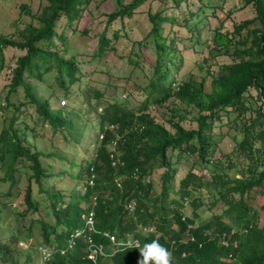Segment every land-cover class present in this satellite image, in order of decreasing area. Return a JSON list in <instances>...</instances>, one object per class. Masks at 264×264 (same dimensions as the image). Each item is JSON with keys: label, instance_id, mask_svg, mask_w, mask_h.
Wrapping results in <instances>:
<instances>
[{"label": "trees", "instance_id": "16d2710c", "mask_svg": "<svg viewBox=\"0 0 264 264\" xmlns=\"http://www.w3.org/2000/svg\"><path fill=\"white\" fill-rule=\"evenodd\" d=\"M90 1L45 0L46 4L40 12L31 17L36 20V26L27 24L19 30V39L16 41L0 36V55L1 49L8 46L24 51L15 60L8 84L9 92H14L17 86L23 84L24 72L33 74L35 71V75L41 76L55 68L59 83L62 75L71 83L77 79L74 61L66 56L65 41L61 33L55 30V25L57 21L63 20V26L73 29L72 23L80 18ZM142 1L132 0L128 5L110 12L105 25L116 17H130ZM172 2L177 4V0ZM247 5L253 9L252 17L234 24L230 32H220L218 28L212 32L213 47L224 49V52L232 36H239L242 31L244 34L229 52L230 62L221 65L212 76L208 91L203 90L201 81L178 82L168 67L171 65L174 72L179 68L175 62L177 35L183 36L186 32L191 35L199 31L196 23H192L190 27L187 25L193 14L182 22H176L173 17L164 15L162 9L147 11L150 23L147 35L152 40L154 58L150 66L151 73L142 88L144 96L133 108L127 109L123 104L113 101L100 109L103 112L99 114L97 136L102 134V137L96 140L94 157L84 167L86 175L79 203V199L73 194L68 195L67 199L57 193L45 194L47 208L54 221L50 224L41 217L36 218L41 241L37 245L49 251L47 260L42 264H91L84 257L79 241L71 250L63 253L58 250L64 247L70 231L82 224L80 215L89 209L92 194L96 196L93 207L95 227L114 234L118 240L129 234L139 242L138 248L116 251L108 260L109 264H137L139 249L153 240H157L171 252V264H264V202L259 206L263 211L260 224L259 212L251 202L255 193L264 195V0H243L242 7ZM163 23L168 24L171 29L176 27L171 36L162 34ZM178 30L183 35L177 33ZM103 32L104 28L98 36V54L104 52L110 41ZM116 36L117 33L113 31L111 37L114 39ZM54 39L60 41V50H56ZM249 89L255 91L263 105L253 110L251 115L245 116L248 108L244 104V93ZM24 91L27 101L34 105L38 120L46 124L52 134L64 126L72 127L64 115L51 112L46 101L40 103L36 100L26 86ZM95 95L100 99L98 92ZM170 98H176L196 109L195 128L183 129L174 122L171 124L173 131L169 132L145 112L148 105L162 104ZM20 105L10 104L6 111L9 113L14 108L18 110ZM221 113L241 133V139L234 150L243 160H247V166L239 170V177H229L226 173V169L234 165L229 155L221 154L217 159L211 158L215 147L212 129L215 121L220 120ZM20 119L23 125L19 133H23L25 123L23 118ZM3 120L5 125L0 130V162L4 161L7 154V160L2 165L7 167L5 175L12 181L15 165L22 160L28 162L27 166L32 171L23 192V208L17 212L19 219H23L27 213L37 210V203L31 199L30 181L33 179L38 183L41 178L46 177L40 158H46L47 154L30 149L29 142H26L23 134L21 136L18 133L15 115L9 120ZM109 124L115 128L108 129ZM115 137L114 149L121 164L111 166L106 145ZM174 152L177 155H194L202 162V167L209 169V174L208 179L204 180L203 174H197L189 168L178 180L176 196L168 198L169 182L174 175L169 157ZM16 158L21 161H16ZM225 161L228 166H225ZM90 166L94 172L91 188L85 184ZM155 168L163 169L160 174V192L149 197L150 183L143 182V176ZM116 179L119 180V186L115 184ZM202 187L208 191H216L210 203L219 201L222 210L219 214H212L210 221L194 227L192 218L183 216L180 209L183 201L190 197L188 189L197 190ZM192 200L193 198L189 201L194 207ZM129 201L134 202L131 212L125 207ZM168 204L176 208L170 216ZM192 216L196 217L195 207L192 208ZM171 224L175 225L174 229ZM143 227H152V231L143 232ZM27 229L25 238L30 233L29 227ZM18 234L19 231L16 230L11 235L18 236V239ZM219 238L222 241L218 243ZM94 241H101L105 250H108L107 239L95 235ZM9 244L10 239L0 243L2 264L5 261L8 264H32L33 250L27 248L25 258L20 262L15 258L16 252L20 250L16 248L12 252ZM33 249L35 255L36 247Z\"/></svg>", "mask_w": 264, "mask_h": 264}, {"label": "rangeland", "instance_id": "374dc122", "mask_svg": "<svg viewBox=\"0 0 264 264\" xmlns=\"http://www.w3.org/2000/svg\"><path fill=\"white\" fill-rule=\"evenodd\" d=\"M131 2L132 0H91L83 9L80 18L72 23L73 29L63 26V20L56 22L55 30L61 33L65 41L66 56L74 61L77 79L72 83L65 75H62L59 83L55 68H51L41 76L35 75V71L33 74L24 72L23 84L17 86L14 92H9L8 84L15 67V60L24 51L10 46L1 49L0 130L5 125L3 118L9 120L12 115H15L17 118L15 125H18L19 133L23 125L20 118H23L25 129L19 135L23 134L31 150L47 154L46 158H40L46 177L41 178L38 183H35L33 179L30 181L31 199L37 203V210L27 213L23 219H19L17 212L23 208V192L32 171L27 166L26 160L21 161L16 158V161L21 163L15 165L11 181L4 172L7 167L2 166L7 160V154L4 161L0 162V243L10 239L11 251L17 248L23 252L15 254V258L20 262L25 258L24 252L31 249L33 250L32 264H42L38 253L34 255L33 249L41 242L36 218L41 217L50 224L54 221L47 208L48 200L45 194L57 193L64 199L73 194L76 199H79L78 203L80 202L86 175L84 167L93 159L98 139L97 124L99 114L103 112L100 109L113 101L129 109L136 107L142 100L144 96L142 88L149 78L150 66L154 58L152 40L147 35L150 27L147 11L154 12L162 9L164 15L173 17L176 22H182L188 19L191 13L193 14L187 25L190 27L192 23H196L199 31L196 30L197 32L191 35L189 32L183 35L179 30L177 31L183 35H177L178 39H175L177 49L175 62L178 63L179 68L174 72L171 65L168 67L172 72L171 75L178 82L201 81L204 91L209 90V82L221 65L230 62L229 52L235 47L234 43L244 34L242 31L241 35L232 36L224 52V49L213 47L211 42L213 30L218 28L220 32H230L234 24L254 14L250 5L242 7L243 0H177L176 5L172 0H143L130 17H116L105 25L110 12ZM45 4V0H0V36L18 40L19 30L27 24L37 25L36 20L31 17L37 15ZM103 28V33L110 41L104 52L98 54L96 53L98 36ZM175 28L173 26L171 29L168 24L163 23L162 34L171 36ZM113 31L117 33L114 39L111 37ZM54 43L56 50H60V41L54 39ZM25 86L40 103L46 101L51 112L64 115L65 120L70 122L72 127L64 126L63 129L56 130L52 134L51 129L38 120L34 105L30 104L27 101L28 98L24 96ZM97 92L100 99L95 95ZM244 100L248 108L245 116L251 115L253 110L263 105L253 89L244 93ZM10 104L13 106L21 104L20 109L14 108L8 113L6 110ZM145 112L154 122L162 124L169 132L173 131L171 124L174 122L183 129L196 127V109L176 98H170L162 104L148 105ZM220 116V120L215 121L212 129L215 147L211 158L217 159L221 154L229 155L234 165L226 169V173L229 177H239V170L247 166V160H243V157L234 150L236 143L241 139V133L233 122L228 121L225 114L221 113ZM106 148L109 149L110 146L106 145ZM167 153L170 154L169 151ZM169 158L174 168V175L169 182L168 198L176 196L178 180L189 168L197 174H203L204 180L208 179L209 169L202 167V162L194 155L186 153L177 155L174 152ZM224 164L229 165L226 161ZM162 170V168H155L143 176V182L150 183L149 197H154L160 192ZM118 181L116 179V182ZM188 190L190 197L183 201L180 210L183 216L192 218V226L210 221L212 214L221 212L222 206L219 201L210 203L216 191H208L203 187ZM263 197L262 193H255L251 201L253 208L257 209L260 215L258 224L263 217V211L259 207L264 202ZM192 198L196 217L192 216L194 207L189 201ZM145 200L147 201L148 198ZM167 207L168 216H170L172 210L176 208L170 204ZM28 227L30 233L28 238H25ZM171 227L174 229L175 225L171 224ZM16 230L19 231L18 239V236L11 235ZM221 241L219 238L218 243ZM108 260L105 259L102 264H109ZM2 263L0 259V264ZM4 264H8V261Z\"/></svg>", "mask_w": 264, "mask_h": 264}, {"label": "built area", "instance_id": "2783aa9c", "mask_svg": "<svg viewBox=\"0 0 264 264\" xmlns=\"http://www.w3.org/2000/svg\"><path fill=\"white\" fill-rule=\"evenodd\" d=\"M62 103V101H61ZM108 129L113 130L115 127L112 124L107 125ZM102 137V134L98 135V139ZM116 138L110 140L108 149V159L111 166H116L121 164L119 161L117 154L115 152V144ZM93 180H94V172L92 166L89 167V174L86 177L85 184L87 187H93ZM116 186H119V182L115 183ZM95 195H90V207L86 212H83L80 215L82 219V224L70 231V233L66 237V242L64 247L60 248L58 251L63 253L67 250L73 249L76 245L77 241H79L82 245V250L84 252V257L91 262V264H102L105 259H110L112 255L121 249H124L122 246L123 244H127L129 240L136 243L135 247H128V248H138L139 242L137 239L129 236V234L125 235L124 239H117L114 234L109 233L104 230H99L95 227L94 224V211L93 207L96 201ZM125 207L129 212L133 210L134 202L129 201L125 204ZM143 232H151L152 227H143ZM97 235L99 237L105 238L108 241L109 248L106 251L104 244L101 241H94V236ZM38 256L41 260V263L47 260L49 256V251L43 246L36 247Z\"/></svg>", "mask_w": 264, "mask_h": 264}, {"label": "clouds", "instance_id": "9594fccd", "mask_svg": "<svg viewBox=\"0 0 264 264\" xmlns=\"http://www.w3.org/2000/svg\"><path fill=\"white\" fill-rule=\"evenodd\" d=\"M124 248L135 247L136 243L129 240L127 244L122 245ZM140 258L137 264H171V252L161 245L157 240L146 243L139 249Z\"/></svg>", "mask_w": 264, "mask_h": 264}]
</instances>
